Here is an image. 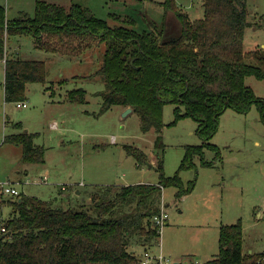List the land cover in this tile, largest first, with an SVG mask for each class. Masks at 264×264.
<instances>
[{
  "label": "trees",
  "instance_id": "16d2710c",
  "mask_svg": "<svg viewBox=\"0 0 264 264\" xmlns=\"http://www.w3.org/2000/svg\"><path fill=\"white\" fill-rule=\"evenodd\" d=\"M204 14L192 18L176 0H162L180 22L175 33L154 21L139 28L134 14L110 12L109 18L98 16L87 5L67 6L49 0H36L35 12L22 10L15 17L7 15L0 3V59L6 58L5 99H26L30 81H45L44 59L25 58L7 53L11 35L33 36L35 46L51 52L71 53L90 47L93 39L106 43L103 62L96 70L108 88L102 92V111L115 103L138 111L142 129L155 128L156 146L162 141L164 106L174 104V124L184 116L198 121L202 141L186 144L178 170L173 175L164 171L159 158L158 183L136 182L106 184L93 193L95 213L90 209L60 208L52 200L21 192L8 199L15 214L3 220L0 233V264H142L132 243L155 245L161 234L150 221L160 212L163 187L175 185L181 197L195 187L191 180L186 188L180 171L201 164L214 165L205 158V148L220 147L211 141L219 128L220 115L228 108L239 112L257 106L264 121V97H258L247 76L264 78V55L257 49L245 50L248 20L247 0H203ZM111 19L115 20L112 24ZM254 58L256 62L249 59ZM72 100L84 101L86 89L68 92ZM14 125L23 127L21 121ZM36 131L12 132L5 140L22 145V157L29 162H44L45 148L36 144ZM127 152L137 165L148 162L145 151L127 145ZM85 208V207H84ZM150 264H159L152 262ZM204 264H264V252L245 251L243 223H225L219 230V249Z\"/></svg>",
  "mask_w": 264,
  "mask_h": 264
},
{
  "label": "rangeland",
  "instance_id": "374dc122",
  "mask_svg": "<svg viewBox=\"0 0 264 264\" xmlns=\"http://www.w3.org/2000/svg\"><path fill=\"white\" fill-rule=\"evenodd\" d=\"M49 1L87 5L103 18H109L110 12L134 14L137 27H148L154 21L168 35L180 27L175 13L158 3L162 0ZM176 1L192 18L203 16V0ZM0 3L7 7L9 17L18 16L22 10L35 12L36 0ZM247 8L250 25L244 48L257 49L264 55V0H247ZM33 39L30 34L7 39V53L46 61V80L27 83L26 99L22 100L26 106L5 99L4 68L0 63V181H11L20 193L52 200L55 207L88 208L96 215L92 197L100 187L108 183H156L160 178L159 156L165 173L173 175L186 144L202 141L198 121L192 116L168 124L175 117L172 103H167L163 111L165 125L160 133L164 147L156 146L158 131H144L141 115L133 108L129 110L130 106L115 103L102 111V92L108 85L95 72L103 62L105 42L93 39L90 47L64 53L38 48ZM249 60L256 62L254 58ZM246 81L258 97H264V78L249 75ZM79 87L86 89L85 100L70 99L68 92ZM17 121L23 127L14 125ZM25 129L38 132L34 141L45 148L44 162L25 161L22 145L5 140L7 134ZM211 141L221 150L220 158H216L214 149L205 148V158L213 160L214 165H202L198 155L197 168L180 171L186 188L191 180H196L190 192L179 197L175 185L163 187L161 204L166 207L168 218L154 251L162 248L167 257L206 262L219 249L220 226L239 219L243 223L244 250L264 252V121L257 106L253 104L246 112L228 107L220 115L219 128ZM127 145L145 151L150 163L138 166L136 158L127 152ZM63 184L66 188H62ZM17 196L0 189V233L3 220L15 214L7 200ZM150 221L153 223V217ZM144 247L135 242L129 249L142 256Z\"/></svg>",
  "mask_w": 264,
  "mask_h": 264
},
{
  "label": "built area",
  "instance_id": "2783aa9c",
  "mask_svg": "<svg viewBox=\"0 0 264 264\" xmlns=\"http://www.w3.org/2000/svg\"><path fill=\"white\" fill-rule=\"evenodd\" d=\"M6 62V58L4 59ZM27 105L26 101H18V106ZM44 180H47V177H44ZM66 184H63L62 188H66ZM0 189L3 192L13 193V194H19V190L16 186L12 185L11 181H0ZM168 218V212L166 210V207L164 204L161 206L160 212L156 213L153 216V222L158 227V230L160 233H162L163 226L165 224L166 219ZM139 260L142 264H150L152 262L159 263V264H204L203 262L192 259V260H180L178 258H171L167 257L163 251H159L157 253L153 252L150 248H147L144 250V253L142 256H139Z\"/></svg>",
  "mask_w": 264,
  "mask_h": 264
},
{
  "label": "crops",
  "instance_id": "0c3cea01",
  "mask_svg": "<svg viewBox=\"0 0 264 264\" xmlns=\"http://www.w3.org/2000/svg\"><path fill=\"white\" fill-rule=\"evenodd\" d=\"M21 56V55H20ZM25 58H30V57H25ZM0 63L2 64V67L4 68V80H5V62L3 63V59L0 60ZM1 73V72H0ZM3 84H4V81H3ZM4 86V85H3ZM4 94H5V90H4ZM28 130V129H27ZM154 161V159H152ZM154 163V162H153ZM130 183H133V182H124V183H108V184H130ZM158 183V182H156ZM15 186V185H14ZM155 245H145L144 247V250L147 249V248H150L153 252L157 253V251H154L155 250ZM162 250V248H161ZM160 250V251H161ZM163 251V250H162ZM253 251L251 248L249 249V252ZM175 258V257H174ZM179 259V258H178Z\"/></svg>",
  "mask_w": 264,
  "mask_h": 264
},
{
  "label": "water",
  "instance_id": "95a60500",
  "mask_svg": "<svg viewBox=\"0 0 264 264\" xmlns=\"http://www.w3.org/2000/svg\"><path fill=\"white\" fill-rule=\"evenodd\" d=\"M132 109V107H129V110Z\"/></svg>",
  "mask_w": 264,
  "mask_h": 264
}]
</instances>
